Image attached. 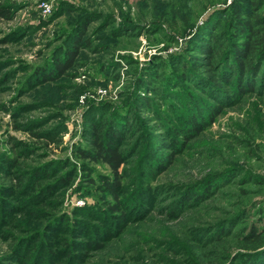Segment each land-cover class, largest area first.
Here are the masks:
<instances>
[{
	"label": "rangeland",
	"instance_id": "374dc122",
	"mask_svg": "<svg viewBox=\"0 0 264 264\" xmlns=\"http://www.w3.org/2000/svg\"><path fill=\"white\" fill-rule=\"evenodd\" d=\"M253 1L264 15V0H0V264H246L239 239L264 220V77L241 97L203 94L194 74L196 84L163 80L182 71L177 59L197 56L202 27L231 40L229 13ZM77 35L72 67L40 82ZM145 69L154 92L140 84ZM188 92L202 125L170 141ZM203 101L220 107L211 121ZM120 112L123 218L97 188L106 166L73 151L92 121ZM168 151L171 162L155 167Z\"/></svg>",
	"mask_w": 264,
	"mask_h": 264
},
{
	"label": "trees",
	"instance_id": "16d2710c",
	"mask_svg": "<svg viewBox=\"0 0 264 264\" xmlns=\"http://www.w3.org/2000/svg\"><path fill=\"white\" fill-rule=\"evenodd\" d=\"M255 5L256 3L253 1L250 8L241 7L231 10L229 14H232L231 28L234 36L228 42L225 41L224 37L215 34L214 29L208 28V26L202 27V30L196 34L195 39L193 38V41L195 40L194 47L191 49L196 52L197 56H189L191 59L189 62L183 61L185 63L177 59L175 65H183L182 71L177 74L173 73L170 76L172 78L163 80L164 83L167 84L173 80L179 82L189 80L196 84L194 80L198 78V80L200 79L199 84L196 85H199V89L206 95L210 94L208 90L211 88L224 94L234 95V97H241L252 92L255 74L260 71L261 78L264 77V15L256 13ZM0 17H9L8 10L0 7ZM80 45L79 36L72 37L69 44L62 49V57H55L50 62L47 72L39 71V81L46 83L53 76L63 75L66 69L72 67V62ZM149 70L142 71V76L146 80L145 82L140 81V84L150 92H154L153 88L148 85L150 79L152 80V77L149 76ZM193 74L197 78L191 77ZM223 83L229 86L228 90L222 88L221 84ZM199 100V97L195 94L188 92L186 108L188 109L187 115H189L182 120L181 128L170 130L169 133L172 136L169 137L170 141H175V136L186 137L190 133L198 131V126L202 125L199 120L202 117H200L201 112H199L201 108L198 103ZM134 102L142 109L148 107L146 95L137 96ZM204 103L205 106L203 107L208 113V120L211 121L218 114L220 107L214 103L206 104V101ZM115 115L112 119H105L98 124L96 121H92L84 134L86 144L82 147H75L73 151L82 160L85 159L91 163L100 162L106 166L109 172L108 178L100 179L98 186H96L98 190L106 192L112 199L111 203L105 207L107 211L113 215L117 212V217L123 218V212L119 211L121 202L117 199V189L122 178L120 168L124 162L122 151L119 149V142L122 139V131L128 129V123L124 120V113L120 112ZM47 140L51 143L54 141L51 137ZM160 145V148L168 146L167 142L163 141ZM164 154L166 157L160 160L154 157L156 160L155 167L162 166L164 162L165 164L171 162L172 154L169 151ZM86 176L85 180L88 184H93L92 180ZM58 180L60 186H67L71 180V175L64 172ZM189 197L199 198L198 194L193 193L187 196V198ZM187 198L183 199L185 204L190 202ZM94 210L96 214H101L103 208ZM259 212L264 215L261 210ZM248 228L249 230L239 239L241 246L249 251L247 253L249 256L243 258L245 259L244 262L246 264H263L257 257H260L259 253H264V220L261 221L260 226L252 225ZM218 238V236L215 237L216 240H219ZM251 254L254 255L251 256ZM255 254L257 256L254 259ZM215 256L218 259L223 254L219 253Z\"/></svg>",
	"mask_w": 264,
	"mask_h": 264
}]
</instances>
